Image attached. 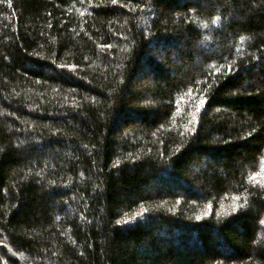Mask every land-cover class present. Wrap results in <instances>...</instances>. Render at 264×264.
Here are the masks:
<instances>
[{
    "label": "trees",
    "instance_id": "obj_1",
    "mask_svg": "<svg viewBox=\"0 0 264 264\" xmlns=\"http://www.w3.org/2000/svg\"><path fill=\"white\" fill-rule=\"evenodd\" d=\"M263 159L264 0H0V264H264Z\"/></svg>",
    "mask_w": 264,
    "mask_h": 264
},
{
    "label": "rangeland",
    "instance_id": "obj_2",
    "mask_svg": "<svg viewBox=\"0 0 264 264\" xmlns=\"http://www.w3.org/2000/svg\"><path fill=\"white\" fill-rule=\"evenodd\" d=\"M262 162H261V167L262 168H260V171L262 172V174H264V159L263 160H261Z\"/></svg>",
    "mask_w": 264,
    "mask_h": 264
},
{
    "label": "snow or ice",
    "instance_id": "obj_3",
    "mask_svg": "<svg viewBox=\"0 0 264 264\" xmlns=\"http://www.w3.org/2000/svg\"><path fill=\"white\" fill-rule=\"evenodd\" d=\"M200 103H201V105H203L205 103V100H201ZM197 219H200V218L197 217Z\"/></svg>",
    "mask_w": 264,
    "mask_h": 264
}]
</instances>
